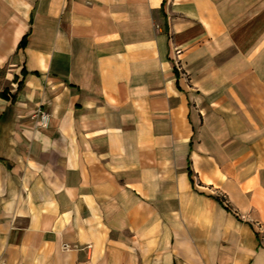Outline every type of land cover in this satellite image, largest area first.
<instances>
[{
  "label": "crops",
  "instance_id": "crops-1",
  "mask_svg": "<svg viewBox=\"0 0 264 264\" xmlns=\"http://www.w3.org/2000/svg\"><path fill=\"white\" fill-rule=\"evenodd\" d=\"M0 264H264V0H0Z\"/></svg>",
  "mask_w": 264,
  "mask_h": 264
},
{
  "label": "built area",
  "instance_id": "built-area-1",
  "mask_svg": "<svg viewBox=\"0 0 264 264\" xmlns=\"http://www.w3.org/2000/svg\"><path fill=\"white\" fill-rule=\"evenodd\" d=\"M34 118L36 120V125L39 126V127H46L47 126V123H48V120H49V116L48 114L42 112V111H39V112H36L34 114Z\"/></svg>",
  "mask_w": 264,
  "mask_h": 264
},
{
  "label": "trees",
  "instance_id": "trees-1",
  "mask_svg": "<svg viewBox=\"0 0 264 264\" xmlns=\"http://www.w3.org/2000/svg\"><path fill=\"white\" fill-rule=\"evenodd\" d=\"M217 200L219 201V203H223V200L222 199H220V198H217ZM226 209H228L227 207H225Z\"/></svg>",
  "mask_w": 264,
  "mask_h": 264
}]
</instances>
